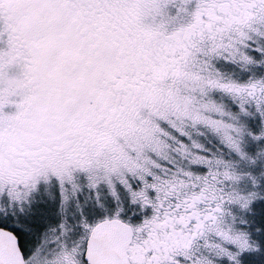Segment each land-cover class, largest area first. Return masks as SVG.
Wrapping results in <instances>:
<instances>
[{
  "label": "snow or ice",
  "instance_id": "snow-or-ice-1",
  "mask_svg": "<svg viewBox=\"0 0 264 264\" xmlns=\"http://www.w3.org/2000/svg\"><path fill=\"white\" fill-rule=\"evenodd\" d=\"M0 264H264V0H0Z\"/></svg>",
  "mask_w": 264,
  "mask_h": 264
}]
</instances>
